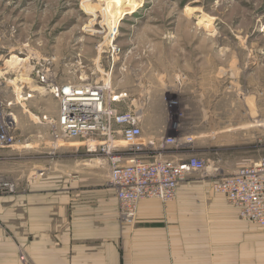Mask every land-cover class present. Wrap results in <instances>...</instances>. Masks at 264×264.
<instances>
[{"label":"rangeland","instance_id":"rangeland-1","mask_svg":"<svg viewBox=\"0 0 264 264\" xmlns=\"http://www.w3.org/2000/svg\"><path fill=\"white\" fill-rule=\"evenodd\" d=\"M117 2L0 0V102L16 120L0 147L11 184L0 194L41 167L105 173L102 186L113 187V168L136 157H203L206 170L179 187H214L264 157V0ZM67 82L101 84L119 111L139 112L143 149L127 145L115 121L111 131L61 137L52 90Z\"/></svg>","mask_w":264,"mask_h":264},{"label":"crops","instance_id":"crops-1","mask_svg":"<svg viewBox=\"0 0 264 264\" xmlns=\"http://www.w3.org/2000/svg\"><path fill=\"white\" fill-rule=\"evenodd\" d=\"M106 179L20 174L13 193L0 194V264H264V226L211 183L191 180L168 202L144 198L128 222Z\"/></svg>","mask_w":264,"mask_h":264},{"label":"built area","instance_id":"built-area-1","mask_svg":"<svg viewBox=\"0 0 264 264\" xmlns=\"http://www.w3.org/2000/svg\"><path fill=\"white\" fill-rule=\"evenodd\" d=\"M82 91L79 94H76L75 90L70 91L71 96L67 98L63 96V99L59 101V107L61 106L63 112L59 114L55 126L60 131L61 137L94 134L101 130L111 131V123L115 121L121 126L120 132L124 142L134 150L143 149L144 144H140V138L143 135L142 126L139 123L140 115L132 109L119 111L112 103L117 98L115 95L108 98L104 95V101L108 102L109 118L97 127L90 125L91 128H89L80 116L76 117L73 113L72 115L66 114V111L69 112L65 105L67 101L72 102V112L79 111L78 102L69 100V98H77L80 95L81 99L92 97L97 101L101 100L102 93L97 86L84 87ZM58 92V94H64L65 89L62 91L58 89ZM92 115L93 118L97 117L96 113ZM12 116L15 117L13 113L8 114L0 102V147H8L11 144L12 137L7 132L15 125L8 121ZM117 144L120 143L117 142ZM116 158L120 159V157ZM206 166L207 160L203 157H191L185 160L136 157L132 163L115 166L111 181L116 188L119 210L123 219L133 222L139 203L144 198L154 197L163 202L174 199L178 194L179 185L191 173L205 171ZM10 188L11 184L7 177L0 174V193ZM213 188L224 194L227 200L239 209L243 219L264 226V157L253 164L241 166L232 174L219 178L214 182Z\"/></svg>","mask_w":264,"mask_h":264},{"label":"bare ground","instance_id":"bare-ground-1","mask_svg":"<svg viewBox=\"0 0 264 264\" xmlns=\"http://www.w3.org/2000/svg\"><path fill=\"white\" fill-rule=\"evenodd\" d=\"M115 1H118L116 4H119L120 3L119 1H121V0H115ZM136 7L137 6L134 4V6L132 7V9H130V11H134L136 9ZM18 60H20V59L16 55H13L12 59H11V62L18 61ZM97 85H99V86H97ZM95 86H97L101 90V93H102L101 100L97 101V100H95L92 97L91 98H87V99H81V97H79L80 95H78L77 98H69V100H73V101L75 100V101L78 102L77 106H78L79 111L76 112V113L71 111L72 110L71 109V103H72L71 101H67L65 105L67 106L68 111H69V112L66 111V114L72 115V113H73L76 117L80 116L84 120V123H85L86 126L89 127L91 125L92 127H97L99 125H102L104 123V121L109 118V113H108L109 112L108 111L109 108L107 107L108 106V102H107V100L104 101V99H103L104 95H105V98H106V87L105 86H103L101 84H75V83H72V82H67V83L62 84V85H56L55 86V90L53 89L52 93L54 92V94L56 96H60L61 97V98L59 97V101H60V99H63V96L66 97V98L71 96L70 91L75 90L76 94H79L80 92H83L82 90H83L84 87L93 88ZM60 87H64V89H65V93L64 94L63 93L58 94L59 93L58 89ZM16 92L19 94V98L21 100H23L22 99V95L20 94V92H18V88H17ZM17 98H18V96H17ZM23 98H24V96H23ZM24 100H25V98H24ZM24 105H25V103H24ZM26 110H28V109H25V111ZM62 112H63V110H62V108L60 106L58 108V116H59V114L61 115ZM93 113L97 114L96 118L92 117ZM8 114H10V113H8ZM34 117H36V116H34ZM8 121H9V123H12V124L15 123V120H14L13 116L11 117V119H8ZM89 128H91V127H89ZM118 131H120V130H118ZM89 132H92V131H89ZM110 139H111V137L108 138V139H105L104 141L109 146H112L111 145V141H109ZM89 141L90 142L88 144L89 145H93L94 141H97V139L93 138V139H90ZM60 143L62 144L63 142L60 141ZM145 143H146V141H143V142L141 141L140 144H145ZM147 143H151V142L147 141ZM134 161H135V159H133L130 163H132ZM147 198H154V197H147ZM23 260H25L24 257H23Z\"/></svg>","mask_w":264,"mask_h":264}]
</instances>
